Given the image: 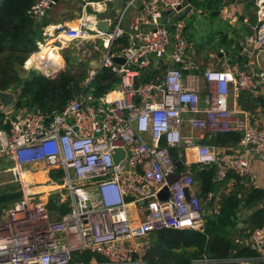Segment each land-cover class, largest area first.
<instances>
[{"label": "built area", "instance_id": "1", "mask_svg": "<svg viewBox=\"0 0 264 264\" xmlns=\"http://www.w3.org/2000/svg\"><path fill=\"white\" fill-rule=\"evenodd\" d=\"M115 1L81 0L82 16L76 25L57 22L42 29L38 45L47 40L61 44L101 41L105 53L99 69L109 68L118 83L95 96L92 80L99 69L91 70L61 110L33 109L21 116H6L8 127H0V160L13 162L22 195L0 216V264H142L150 233L203 229L202 203L189 171V156L200 167L214 166L216 182L229 173L248 177L253 161H264V126L247 123L229 107L231 92L256 97L264 86V71L250 62L255 50L264 46V0H251L257 22L254 44L241 48L245 67L231 63L223 70H204L202 77L209 88L203 97L183 80L184 71L192 68L185 34L190 0H123L112 28L103 31L89 14ZM52 5L53 0H35L27 14L42 18ZM177 6L189 9L165 22V10ZM128 9L134 11L123 28ZM123 36L128 38L127 45L119 54L111 52ZM114 56H123L124 63H115ZM167 56L172 64L164 67L161 78L142 81L149 68L160 70L158 61ZM58 70L52 73L48 66L41 74L53 77ZM198 130L208 135L238 132L240 138L227 153L202 142ZM117 150L122 156L115 162ZM39 166L48 172L45 181L22 178V172L32 174ZM172 174L177 179L168 184ZM43 185L50 188L35 190ZM165 186L168 195L161 200L157 195ZM40 194L51 196L52 204L48 206ZM211 197L210 193L207 199ZM62 206L66 211L60 213L56 209ZM250 239L255 256H202L196 263L264 261V224L250 232ZM75 252L103 260L74 262Z\"/></svg>", "mask_w": 264, "mask_h": 264}, {"label": "trees", "instance_id": "2", "mask_svg": "<svg viewBox=\"0 0 264 264\" xmlns=\"http://www.w3.org/2000/svg\"><path fill=\"white\" fill-rule=\"evenodd\" d=\"M35 0H0V91H12L15 100L14 109L24 107L26 110L43 112L58 111L64 108L74 94L79 90L84 74L74 75L68 70L59 71L53 77H47L37 70H29L26 76H21L23 64L27 58L38 50L37 41L41 37L43 22H39L27 14ZM215 5L206 3V9L212 15L219 12L218 1ZM208 2V1H206ZM225 40V37H223ZM232 39L228 41L231 44ZM126 38L113 44L112 51H118L126 46ZM31 57L26 64L28 65ZM68 62H71L68 59ZM164 68V67H163ZM153 72L144 74V82L155 79ZM118 83V77L109 68L102 67L92 80V91L95 96H102L113 89ZM0 127L7 128L6 116L0 108ZM210 142L221 146H236L240 134L229 132L225 134H210ZM172 153L177 157L175 150ZM182 166L178 167L181 171ZM193 178L197 181L198 195L207 199L214 194V166L199 167L190 165ZM232 180L231 188L218 194L217 209L204 216L202 230L165 229L150 233L148 246L142 256V264H198L196 260L202 256L225 258L229 255L255 256V250L250 247L236 248L234 238L245 229L237 227V212L241 208L250 211L246 218V229L250 232L264 224V190L256 187H246L247 177L230 173L224 184ZM226 189V187H225ZM208 200V199H207ZM66 207L61 209L65 212ZM95 258L102 261L103 257L90 253H73L74 262Z\"/></svg>", "mask_w": 264, "mask_h": 264}, {"label": "crops", "instance_id": "3", "mask_svg": "<svg viewBox=\"0 0 264 264\" xmlns=\"http://www.w3.org/2000/svg\"><path fill=\"white\" fill-rule=\"evenodd\" d=\"M202 1H209V0H202ZM243 4H249L251 8V13L246 14L244 13V5ZM251 4L253 2L251 0H219L218 1V6H219V12L217 15H212L209 10L206 9V11L211 15L210 17H220L222 20H226L231 24H235L236 28L234 31L227 32L225 34L221 35V47L219 48L220 53L218 54V57L221 59L217 60H209V61H202L201 59L196 58V60H193V54L194 52L191 51L190 53V62L192 63V68L189 70L184 71V76L183 80L185 84H188L189 86L195 88L200 96H204L209 88V83L204 80L202 77V73L206 69H218V70H223L226 68L228 64L235 63L239 64L241 68L245 67V60H244V55L242 54L241 48L244 45L246 46H252L254 44V34H255V24L257 22L256 14H255V6L251 7ZM113 5V4H112ZM110 5L108 8L104 9L101 12H96V13H90L89 16L95 17L98 22L99 21H105L108 23V19L111 21L110 25L108 23V30L112 28V23L113 21L120 15L117 14V9H114ZM239 5V6H238ZM81 0H59L58 3L53 4L46 12V14L42 17L39 18V22H43L44 25L41 28V37H42V29L45 25L47 24H53L57 22H62V23H78L79 19L81 18ZM122 11V10H121ZM132 9H128L127 12L124 14V17L127 13H129L127 23L133 14ZM187 11V10H186ZM186 11L184 13H186ZM190 11V10H189ZM188 11V12H189ZM186 13L185 17L189 16L190 13ZM121 13V12H120ZM183 13V14H184ZM182 15V14H181ZM253 18V22L251 21ZM124 20V18H123ZM123 23V22H122ZM187 27L185 25V34L187 32V29L189 27L188 23ZM76 25V24H75ZM122 26V24H121ZM127 27V24H126ZM187 28V29H186ZM107 31V30H106ZM126 38V41L128 43V38L127 36H123L122 38ZM223 37H225V40H223ZM239 37L241 39L239 40ZM121 38V39H122ZM232 39L231 44L229 45L228 41ZM42 41V38L37 41V46L38 49H40L39 52V59H43L44 62H68V59L70 60H77L78 58L76 56H69V55H60V49H62V44L59 42H53L52 40H47L45 43H41L38 45V42ZM85 41H94V40H85ZM249 41V42H246ZM75 42V41H73ZM82 42V41H80ZM101 42V41H100ZM117 42V41H116ZM115 42V43H116ZM190 42V40H189ZM102 43V42H101ZM114 43V44H115ZM126 43V45H127ZM104 46V45H103ZM111 46L110 50L111 52L115 54H119L121 50L118 51H112ZM104 48V47H103ZM190 49H191V44H190ZM104 56V55H103ZM103 56L101 58L103 59ZM31 57V56H30ZM29 57V58H30ZM28 58V59H29ZM164 58L158 62L161 64V69H153L149 68L148 70L153 72V77L156 78H161L163 74V67H166L168 65L172 64V61L170 59ZM163 62V63H162ZM195 62V63H194ZM251 66L254 69L257 70H262L264 71V46L261 48H258L255 50V54L251 59ZM147 70V71H148ZM146 71V72H147ZM145 72V73H146ZM153 79V78H152ZM150 79V80H152ZM149 80V81H150ZM8 91V90H6ZM229 107L234 111V115L237 117H240L244 119L247 123L255 125L259 128L264 126V86L260 90L259 94L256 97H252L249 95L247 92H231L229 96ZM2 109V107L0 106ZM26 109L24 107L20 109H14L12 107V104L8 107L3 108L2 112L4 113L5 116L15 117L17 115H23V111ZM12 112L14 114H12ZM12 115H11V114ZM197 135L200 136L202 142H210V135L206 134L205 132H202L200 130L196 131ZM211 144V143H210ZM221 149H224L225 152L230 153L233 151V146H221L217 144H213ZM235 147V146H234ZM191 160V164L195 163L194 158L192 156H189ZM2 161H8L5 159H2ZM196 164V163H195ZM200 167V166H199ZM41 166H39L38 170L32 172V174H38V173H44L45 176L48 175V172L44 169H40ZM193 176L192 170H189ZM52 173V172H50ZM230 174V173H229ZM228 174V175H229ZM227 175V176H228ZM227 176L224 178L226 180ZM249 180V184H245L246 187H256V188H261L264 190V161L260 159H255L253 161V173L247 177ZM194 180V178H193ZM214 180V179H213ZM224 180L220 182H216L214 180V183L216 185V189L214 194V200L212 203V210L216 211L217 209V199H218V194L221 191L227 192L231 188L232 180L227 181V183H223ZM194 186H195V191L198 195V188H197V181L194 180ZM226 187V189H225ZM12 192V191H10ZM7 193V192H5ZM199 197V195H198ZM201 198V197H199ZM204 200L205 205L202 204V211H204V207L208 204L209 200ZM201 201V200H200ZM11 201L9 202V204ZM52 204V203H51ZM263 206H264V201H263ZM210 206V207H211ZM65 206H62L59 209H56L58 212H61V209L64 208ZM210 207L206 211V213H203V216H205L208 212H210ZM250 214V211L247 209H243L240 207V209L237 212V227L238 228H244L245 230L241 234H237V236L234 238V243L236 248H241V247H250L253 248V245L251 243L250 239V231L246 229V218ZM205 221V219H204ZM248 264H264V261H252L249 262Z\"/></svg>", "mask_w": 264, "mask_h": 264}, {"label": "rangeland", "instance_id": "4", "mask_svg": "<svg viewBox=\"0 0 264 264\" xmlns=\"http://www.w3.org/2000/svg\"><path fill=\"white\" fill-rule=\"evenodd\" d=\"M206 3H210V5L213 6L216 4V1L209 0L208 2H205L202 0H190L191 8L188 12L190 13V15L185 17V21L189 25L188 29L186 28V36L188 40H190L191 51L194 52L193 60H196V58L198 57L202 61L221 59V57H218V54L220 53L219 48L221 47V35L237 29L235 24H231L226 20H222L220 17H210L211 15L206 11ZM243 5L244 13L250 14L252 11L249 4ZM251 7H253V4H251ZM128 16L129 13H127L124 17L122 23L123 28H126ZM251 21L253 22V18ZM75 24L77 23L75 22L72 25ZM103 47L104 46L100 41L95 40L62 43V49H60L59 52L60 55H62V57L64 55L76 56L79 62L75 60H71V62H62L63 64L60 66L58 72L68 70L77 76L84 74V78L82 79L83 81L85 78H87L91 70L96 71L99 69V66L101 65V58L105 53V48ZM39 50L40 49H38L37 51ZM37 51L33 52L32 54L36 53ZM25 66L26 62H24L22 66L23 72H21V76H26L29 70H37L40 73L44 72L43 69L36 67L34 64L28 68ZM12 114L14 113L12 112ZM12 168L13 162H11L10 160H0V194L10 191H20L21 189L20 178L18 175L14 174ZM35 190L43 189L41 186H38ZM38 197L44 198L48 206L51 205V196L40 194L38 195ZM200 200L201 203L205 205L204 200H202L201 198ZM8 206H10L9 202L0 204V216L3 214V211L8 208Z\"/></svg>", "mask_w": 264, "mask_h": 264}, {"label": "water", "instance_id": "5", "mask_svg": "<svg viewBox=\"0 0 264 264\" xmlns=\"http://www.w3.org/2000/svg\"><path fill=\"white\" fill-rule=\"evenodd\" d=\"M59 0H53V4H56L58 3ZM112 7L114 9H117V14H120L121 10L123 9L124 7V2L123 0H118V1H115L112 5ZM187 9H189V6H186L185 8H181V6H177L175 7V9L171 10V9H167L165 10V14L167 16L164 17V21L167 22V23H171L175 18L179 17L181 14H183ZM177 10H179V12H176ZM97 27L103 31H106L108 30V23H106L105 21H99L98 24H97ZM171 27L173 28V25H171ZM241 39V37H239V40ZM113 60L115 63L117 64H122L124 63L125 59L123 56H114L113 57ZM57 72L54 73V75L56 74ZM15 100V96H14V93L12 91H0V106L5 108V107H8L10 106L11 104H13ZM137 101L139 100L138 98L136 99ZM122 156V151L120 150H117V152L114 154V160L115 162ZM184 160V157H182L180 163H178L177 165L180 166L181 163L183 162ZM177 179V175L176 174H172L169 178H168V184H172L175 180ZM21 191H12V192H7V193H1L0 194V204L1 203H4V202H10V201H13L15 199H18L21 197ZM168 195V192H167V186H165L163 188V190H161L159 193H158V198L163 200V199H166ZM213 200H214V196H212L210 198V201L208 202V204L204 207V211L203 213L205 214L206 211L209 209V207L212 205L213 203ZM139 204H143V201H141Z\"/></svg>", "mask_w": 264, "mask_h": 264}, {"label": "bare ground", "instance_id": "6", "mask_svg": "<svg viewBox=\"0 0 264 264\" xmlns=\"http://www.w3.org/2000/svg\"><path fill=\"white\" fill-rule=\"evenodd\" d=\"M39 52L40 50L31 56L28 66L34 64L36 67H39L43 69L44 71L48 70V66H49V67H52L53 69L52 73H53L55 70L60 68V66L63 64L62 62H44L42 58L41 60L39 59ZM21 176L24 180H30V181L33 180L36 182H43L46 180V176L44 173L30 174L29 172H22ZM41 187L43 190H46V189L48 190L50 188V185H43Z\"/></svg>", "mask_w": 264, "mask_h": 264}]
</instances>
